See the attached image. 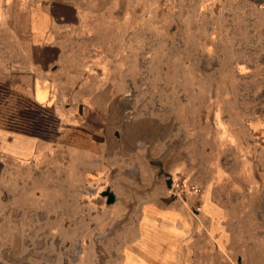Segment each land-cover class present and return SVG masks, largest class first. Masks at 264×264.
<instances>
[{
	"label": "rangeland",
	"instance_id": "obj_1",
	"mask_svg": "<svg viewBox=\"0 0 264 264\" xmlns=\"http://www.w3.org/2000/svg\"><path fill=\"white\" fill-rule=\"evenodd\" d=\"M263 3L92 0L102 12L86 36L132 75L128 126L93 137L107 156L78 164L70 143L6 191L0 264H264ZM98 161L113 166L99 174ZM169 174L223 213L210 238L186 206L193 223L174 252L143 214L185 205L168 196Z\"/></svg>",
	"mask_w": 264,
	"mask_h": 264
},
{
	"label": "crops",
	"instance_id": "obj_2",
	"mask_svg": "<svg viewBox=\"0 0 264 264\" xmlns=\"http://www.w3.org/2000/svg\"><path fill=\"white\" fill-rule=\"evenodd\" d=\"M100 9L92 0H0V223L5 221L6 191L34 163L51 160L57 152L68 157L74 142L78 164L85 156H107L95 135L114 136L117 126H128L123 111L132 75L118 69L115 49H100L98 39L86 36ZM112 166L94 162V171L105 173ZM173 176L166 177L168 196L185 205L169 213L148 204L143 208L146 220H161V228L151 232L170 252L193 223L188 205L208 220L210 238L223 228L221 209L209 203L206 208L203 194L173 197ZM200 199L203 207L197 212ZM150 253H155L152 248Z\"/></svg>",
	"mask_w": 264,
	"mask_h": 264
},
{
	"label": "built area",
	"instance_id": "obj_3",
	"mask_svg": "<svg viewBox=\"0 0 264 264\" xmlns=\"http://www.w3.org/2000/svg\"><path fill=\"white\" fill-rule=\"evenodd\" d=\"M170 181V192L173 197H176L178 199L185 200L192 194L201 196L204 192L202 185L191 182L188 176H186L185 174L173 176ZM202 207V200L200 199L195 207V210L197 212H200L202 210Z\"/></svg>",
	"mask_w": 264,
	"mask_h": 264
}]
</instances>
